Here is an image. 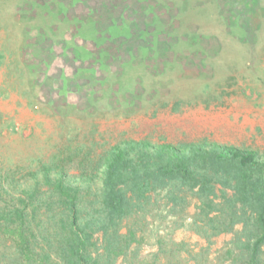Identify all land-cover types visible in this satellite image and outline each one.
Here are the masks:
<instances>
[{
	"label": "rangeland",
	"instance_id": "1",
	"mask_svg": "<svg viewBox=\"0 0 264 264\" xmlns=\"http://www.w3.org/2000/svg\"><path fill=\"white\" fill-rule=\"evenodd\" d=\"M18 1L0 0V169L37 166L79 144L100 153L126 138L220 143L264 157V0H28L32 11L17 14ZM46 2L61 25L48 39L36 29L26 39L27 21ZM107 55L109 68L99 73L114 87L99 93L97 108L87 82ZM89 66L91 74L77 71ZM66 102L82 109L60 118ZM160 206L146 222L140 215L124 220L121 232L133 225L137 239L116 264H233L226 250L234 232L209 243L180 225L182 216L191 222L195 202L178 217ZM94 240L101 246L102 234Z\"/></svg>",
	"mask_w": 264,
	"mask_h": 264
},
{
	"label": "trees",
	"instance_id": "2",
	"mask_svg": "<svg viewBox=\"0 0 264 264\" xmlns=\"http://www.w3.org/2000/svg\"><path fill=\"white\" fill-rule=\"evenodd\" d=\"M48 3L40 5L44 10L38 19L27 21L26 39L29 29L48 39L53 25H61ZM34 6L33 1L19 0L15 10L20 14ZM108 57L93 74L87 71L93 66L77 69L94 77L87 82L92 89L88 100L97 108L102 100L99 93L114 87L112 82L105 85L108 78L99 73L113 59ZM79 60L85 58L79 54ZM24 65L36 78L35 63L27 60ZM96 80H103V84ZM104 102L113 106L110 97ZM48 104L57 103L51 100ZM179 105L177 102L174 109ZM66 106L60 118L82 109L69 102ZM13 126L10 123L9 129ZM67 160L76 164V174H70L74 166L68 168ZM194 202L197 210L191 222L186 223L187 217L182 216L181 227L195 231L209 243L221 233L234 232L227 259L233 264H264V157L250 149L220 143L155 144L127 138L100 153L95 144H79L69 154L60 151L37 166L10 164L0 169V246L8 249L0 248L1 262L116 264L121 256H128L130 245L137 239L133 225L121 232L124 220L140 215V221L146 222L162 203L178 217ZM238 224L242 229L236 231ZM97 233L102 234L101 246L94 240ZM132 255L137 258L138 252Z\"/></svg>",
	"mask_w": 264,
	"mask_h": 264
}]
</instances>
